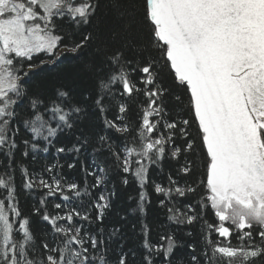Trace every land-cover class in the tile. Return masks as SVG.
Instances as JSON below:
<instances>
[{
	"label": "snow or ice",
	"instance_id": "1",
	"mask_svg": "<svg viewBox=\"0 0 264 264\" xmlns=\"http://www.w3.org/2000/svg\"><path fill=\"white\" fill-rule=\"evenodd\" d=\"M56 18L89 27L68 35L58 28ZM66 38L68 43L62 44ZM58 47L67 48L73 56L83 55L85 49L91 51L83 75L96 85L94 95L79 98L72 88L56 89L51 95L25 90L22 81L37 68L34 56L43 53L54 62L59 59L55 54ZM128 53H132L131 58ZM39 64H44L43 57ZM136 71L141 76L134 81L131 73ZM165 71L171 76L170 85L164 82ZM117 82L121 96L142 93L148 106L142 110V123L130 126L117 116L111 121L105 118L106 128L127 133L122 137L127 153L144 157L153 165L166 156L178 163L183 160L179 167L183 178L173 180L170 175L169 184L184 182L186 188L156 185L157 193L174 190L183 197L186 192H196L194 177L202 176L198 183L210 193L204 207L210 204L218 218V223L208 227L227 242L220 246L215 239L205 237L206 244L199 252L190 244L191 252L175 256V240L169 238L166 248H157L146 239L148 254L142 257L143 264H220L224 258L227 264L233 260L264 264V0H0V155L5 159L0 175V264H113L108 244L118 228L113 226L110 235L104 232V214L110 208L104 195H98L93 204L97 210L94 222L100 226L95 229V238L88 235L93 222L89 215L83 217L89 227H64L58 223L61 216L35 208L32 215L48 223L52 233L50 243L45 242L47 237L38 241L30 230V219L18 208L10 165L21 144L27 149L21 154L27 156L28 150L33 154L47 152L54 140L71 135V147H57L58 153L80 154L92 148L121 173L133 172L143 187L148 179L146 164L133 170L128 156L114 151L108 143L110 137L104 129L93 134L81 127L89 115L87 101L91 99L92 106L103 113L106 97L112 95L111 85ZM137 83L145 87L138 88ZM169 97L175 102L172 108L167 106ZM25 99L27 109L20 107ZM184 99L187 112H176ZM118 111L125 113L127 108L121 104ZM154 117L159 119H150ZM193 125L195 135L190 131ZM21 128L39 140L24 138ZM160 128L167 132L154 138ZM39 143L45 146L38 148ZM105 145L107 152L103 151ZM169 145L171 148L166 147ZM197 147L202 173L196 167ZM91 167L89 175L97 177L96 187L103 179L95 171L99 165ZM41 184L49 195L54 194L50 184L43 180ZM24 187L32 188L33 184L29 181ZM68 187L75 190L78 186L72 183ZM112 195L110 191L108 198ZM140 201L143 212V194ZM55 207L60 209L61 205ZM200 214H184V219L172 215L169 219L191 225ZM79 215L72 210L65 224ZM228 221L231 224L225 226ZM233 226L238 231L236 246L228 241ZM114 264H128L123 244Z\"/></svg>",
	"mask_w": 264,
	"mask_h": 264
},
{
	"label": "trees",
	"instance_id": "2",
	"mask_svg": "<svg viewBox=\"0 0 264 264\" xmlns=\"http://www.w3.org/2000/svg\"><path fill=\"white\" fill-rule=\"evenodd\" d=\"M56 22L58 28L68 35H76L81 31L87 30L89 27L88 25H84L80 28L70 21L61 18H56ZM63 43H68L67 38L62 41ZM61 50H65V53L54 62L50 56H46L43 53L34 56L32 62L37 64V68L29 71V76L25 77L24 81H22L25 85V90L51 95L56 89L72 88L79 98H82L84 95L90 97L94 95L96 85L83 75V65L91 58V51L85 49L83 55L77 53L76 56H73L68 54L69 50L67 48L58 47L57 51ZM128 55L130 58L132 57V53H128ZM41 57L44 59L42 66L39 64ZM76 57L79 58L77 59ZM25 70L28 71L26 65ZM140 76L141 74L138 71L131 73V78L134 81ZM163 78L165 84H171V76L167 71L163 73ZM137 87L141 88L145 86L137 83ZM111 90L112 95L106 97V110L103 113H100L92 106L91 99L87 101L89 115L81 127H83L84 131L93 134L104 129V132L110 137L108 143L112 144L114 151L119 152L122 156H128V161L133 165V170L134 167H138L141 163L148 166V179L144 186L141 187L133 172L121 173L114 165L106 164L101 156L92 148L82 151L80 154L70 152L58 153L56 151L57 147H71L73 143L71 135H62L54 140V146H49L47 152L38 151L33 154L31 150H28L29 154L27 156L21 154L23 150H27L21 144L15 151L14 162L11 163L10 168L13 173V181L18 197V208L26 218L30 219V230L34 232L37 240L39 241L40 238L47 237L45 242L50 243L52 233L48 223L43 222L39 216L32 215L35 208L45 210L50 216H61L63 219L58 221V223L64 227L73 225L81 228L89 227V222L83 219L85 215H89L93 219V222L90 225L92 231L88 235L95 238V229L100 226L94 222L97 210L93 208V204L97 203L96 197L98 195H104L110 204V208L106 209L104 214V232L110 235L113 226L118 228L117 235L112 236L108 244L109 259L113 261V264L117 258L121 244H123L124 251L128 253V264H143L142 257L148 254V250L144 247L146 239L150 245L157 248L161 245L166 248L169 238L175 240L178 245L174 249L175 256H185L191 252L190 244H195L199 252L206 244L205 237H207L208 241L215 239L220 246H224L227 243L224 238L220 237L217 232H214L213 228L208 227L209 225L218 223V218L214 217L215 210L211 209L210 204L208 207H204L203 202L210 193L205 185H199L198 183L202 176L197 175L194 177L197 181V185H195L196 192H186L183 197L177 196L174 190L170 194L167 192L157 193L155 191L156 185L166 189L169 187L173 189L175 187L186 188L184 182H177L174 185L169 184L170 175L173 180L183 178V174L179 171L183 160L178 163L176 159L166 156L160 164L153 165L144 157L138 156L135 153L131 155L127 153L122 139V137L128 135L127 133H117L106 128L104 124L105 118L111 121L117 116H122L124 123L130 126L142 123V110L148 106L146 104L147 97L142 93H133L132 97L127 95L121 96L119 82L111 85ZM27 103L26 99L22 100L20 107L27 109ZM121 104H124L127 108L125 113H119L118 111ZM174 104L173 98L169 97L167 99V106L172 108ZM175 110L182 114L186 113L187 100L184 99L183 106H176ZM43 115L45 119L48 118V114L45 113ZM150 119L158 120L159 117ZM139 131V128H136L137 136L139 135ZM190 131L195 135L196 130L194 125L190 128ZM166 132L167 129L160 128L159 133L154 138H158L160 134ZM21 135L26 139L32 138L33 142L39 140V138H34L31 132L24 128H21ZM19 141L20 136L17 137V142L19 143ZM179 143L180 141L177 140V144ZM44 146V143L38 144V148L42 149ZM129 147H135V145H129ZM166 147L171 148L170 145ZM103 151L107 152V145L104 146ZM200 151L199 147H197L195 161L197 171L202 173L203 167ZM4 163L5 159L0 155V175L3 174ZM94 163L99 165V169H95V171L98 172L99 178L103 179V183L96 187H93V184L97 177L89 175V172L93 171L91 166ZM69 164H73L74 167H69ZM100 169L104 171L101 172ZM125 178L128 180L127 184L123 183ZM41 180L52 186L55 190L54 194H48V190L41 184ZM29 181L32 182L33 187H24ZM57 182L59 183V187H57ZM72 183L78 186L77 189H69L68 185ZM110 191L114 195L109 199L108 193ZM76 192L80 194L76 195ZM141 194L145 197L143 212L139 210ZM65 197H68V199H65ZM161 201H163V205H161ZM57 204L61 205L60 209L55 207ZM169 209H172V211H169ZM72 210L80 213V215L73 216V219L68 220L67 224H65V220ZM197 212L201 214L191 225L179 224L175 220L169 219L172 215L177 216L179 219H184V214L190 216ZM188 232H191L192 235H187ZM84 234L82 231L81 235ZM236 235H238V232H233V236L228 238L232 246L238 244V241L234 238ZM76 247L78 248L79 246L76 245ZM204 250L208 249L205 248ZM220 264H227V258H224ZM232 264H238V261L233 260Z\"/></svg>",
	"mask_w": 264,
	"mask_h": 264
},
{
	"label": "rangeland",
	"instance_id": "3",
	"mask_svg": "<svg viewBox=\"0 0 264 264\" xmlns=\"http://www.w3.org/2000/svg\"><path fill=\"white\" fill-rule=\"evenodd\" d=\"M41 12H42V10H41ZM63 53H65V50H61V51H56V55H58L59 57L63 54ZM231 224V222L230 221H228V222H225V226H229ZM233 232H238L236 229H235V227L233 226Z\"/></svg>",
	"mask_w": 264,
	"mask_h": 264
}]
</instances>
